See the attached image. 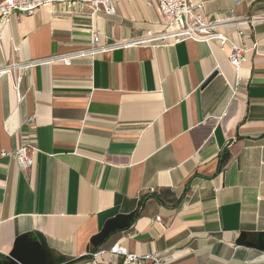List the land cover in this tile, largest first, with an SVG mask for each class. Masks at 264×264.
<instances>
[{
  "label": "crops",
  "instance_id": "crops-1",
  "mask_svg": "<svg viewBox=\"0 0 264 264\" xmlns=\"http://www.w3.org/2000/svg\"><path fill=\"white\" fill-rule=\"evenodd\" d=\"M193 1L209 22L264 15V0ZM115 9L0 26V264H121L92 255L117 243L165 264H264V24L220 30L251 49L238 71L215 41L90 54L95 31L114 45L160 27L143 1Z\"/></svg>",
  "mask_w": 264,
  "mask_h": 264
},
{
  "label": "built area",
  "instance_id": "built-area-1",
  "mask_svg": "<svg viewBox=\"0 0 264 264\" xmlns=\"http://www.w3.org/2000/svg\"><path fill=\"white\" fill-rule=\"evenodd\" d=\"M138 0H4L0 3V26L9 27L15 16L33 15L44 6L56 7L57 13L68 15L77 8L89 7L93 12L103 11L106 15H115V5L119 2L132 3ZM146 3L149 8H157L161 14L159 29H148L146 33L130 41L116 43L114 45H101V33H92V47L90 54L106 51L116 47L129 46H150L161 48L173 46L187 40L201 42H218L223 48H229V60L231 65L238 71L244 62L247 61V53L251 49L237 45L229 37L220 32L221 29L229 26L249 27L253 29L258 24H264V15L245 17L234 22L212 21L205 19L204 5L197 4L193 0H139ZM239 1V0H235ZM242 35L244 31L241 32ZM253 45L252 49H255ZM19 48H16L17 52ZM65 63H70L71 57L61 58ZM18 67L20 66L17 64ZM11 65L10 67H13ZM30 65H26L29 67ZM240 79L236 82L238 83ZM23 76L14 77V90L19 103L23 100L21 83ZM235 89V88H234ZM233 89V90H234ZM35 148L25 146L19 149L14 157L19 168L23 171L31 169L34 164ZM160 220V218H157ZM116 255L121 258V264H165V258L161 253H147L138 255L130 253L129 250L117 243L111 249H101L94 252L93 258L97 260L106 254Z\"/></svg>",
  "mask_w": 264,
  "mask_h": 264
},
{
  "label": "bare ground",
  "instance_id": "bare-ground-1",
  "mask_svg": "<svg viewBox=\"0 0 264 264\" xmlns=\"http://www.w3.org/2000/svg\"><path fill=\"white\" fill-rule=\"evenodd\" d=\"M18 67V65L15 63L13 67H9V68H16Z\"/></svg>",
  "mask_w": 264,
  "mask_h": 264
},
{
  "label": "trees",
  "instance_id": "trees-1",
  "mask_svg": "<svg viewBox=\"0 0 264 264\" xmlns=\"http://www.w3.org/2000/svg\"><path fill=\"white\" fill-rule=\"evenodd\" d=\"M137 215H138V213H137Z\"/></svg>",
  "mask_w": 264,
  "mask_h": 264
}]
</instances>
